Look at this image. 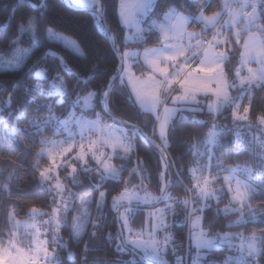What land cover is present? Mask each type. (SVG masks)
I'll list each match as a JSON object with an SVG mask.
<instances>
[{"label":"snow or ice","instance_id":"6c2138e0","mask_svg":"<svg viewBox=\"0 0 264 264\" xmlns=\"http://www.w3.org/2000/svg\"><path fill=\"white\" fill-rule=\"evenodd\" d=\"M73 2H87L93 19L102 23L111 12L121 32L134 27L135 35H123L118 42L111 29L101 28L118 61L109 68L98 54L82 47V41L57 31L60 25L50 14L52 0H11L7 5L0 69L15 70L18 79L0 82V91L7 97L0 102V155L16 153L22 162L36 149L28 171L34 187L52 199L45 205L49 211L23 204L17 191L19 165L9 161L10 167L0 170V196L5 197L0 264H63L58 249L67 250L76 264H89V252L107 253L113 246L118 256L133 258L101 259L95 264H169L165 259L169 252L174 264H264V231L257 235L255 231L222 230L264 224V110L259 114L254 110L255 97L264 92V0H230L212 12L210 0H69ZM193 25L199 31H189ZM130 40L138 45L154 41V46L142 53L131 51ZM61 46L68 55L53 50ZM237 56L233 68L231 62ZM134 67L142 69L139 75ZM93 84L95 88L90 87ZM229 109L231 126L197 119ZM88 111L92 118L85 115ZM253 116L260 135L253 134L249 140L242 129L253 127ZM147 123L152 124L150 132L140 127ZM202 127L209 131L201 137L196 130ZM178 134L196 140L186 144L193 150L189 164L170 157L173 143L185 146ZM230 134L232 138L226 139ZM141 141L159 154L158 195L148 191L152 173L147 161L137 156L130 171L112 163L114 159L131 163ZM241 147L251 151L259 164L229 167L219 160L221 152L231 155ZM42 160L47 166L41 167ZM126 171L140 183L125 180ZM184 172L190 184H183ZM81 175L90 181V192L77 205V194L65 182L82 187ZM108 181L124 185L111 205L107 204L110 193L101 190ZM177 185L183 186L185 198L171 194ZM226 197L228 203L221 209L219 204ZM256 200L259 207H253ZM161 203L164 207H156ZM141 205L153 208L145 221L147 239L142 238L143 231L133 238L130 227L143 210ZM105 208L118 225L115 233L104 231L109 215ZM21 212L26 217L23 221L18 219ZM221 215L236 219L213 232L214 220ZM178 225L189 226L186 253L181 252L183 242L177 244L171 231ZM65 227L70 241L84 244L82 254L74 253L60 235ZM218 254L222 259L216 258Z\"/></svg>","mask_w":264,"mask_h":264},{"label":"trees","instance_id":"16d2710c","mask_svg":"<svg viewBox=\"0 0 264 264\" xmlns=\"http://www.w3.org/2000/svg\"><path fill=\"white\" fill-rule=\"evenodd\" d=\"M53 7L51 10V16L54 18L57 24L60 25L59 28H57L58 31L65 35L71 36L74 40L80 42L82 41V47H87L93 54H98L99 58L102 60L105 66L111 67L113 63H118V61L115 60L113 53L111 51V44L109 40L107 39L106 30L101 31V28L106 25L108 29H111V34L115 35L117 37V40L119 42V39L121 36L125 35L126 28L123 32H121L120 27L117 24L116 16L113 15L111 12L107 16L106 20L102 23L99 20H94L92 17V10L91 8L86 7H74L71 4H69V0H52ZM225 2H230V0H210V3L212 4L210 12L219 10V5ZM11 3V0H0V36L4 35V29L7 28V16L8 12L6 11V7L8 4ZM13 24H15V21H13ZM194 28L195 25H193ZM199 29V28H197ZM11 29H9V32ZM10 39L11 37L8 36ZM24 47L27 46L26 44L23 45ZM52 46V45H50ZM154 46V41L150 42L149 44H137L134 42H129L128 48L130 49H144L145 47H152ZM54 51H61L62 54L68 55V53L63 52L62 46L61 47H53ZM121 50L123 51L124 48L121 45ZM5 49H3L2 46H0V55L3 54ZM35 59V57H33ZM69 59H72L71 56H69ZM239 60V57L237 56L236 59L232 60L231 66L234 68L237 66V62ZM73 64L77 63L75 60L72 61ZM45 66V65H42ZM138 70V69H137ZM139 71V70H138ZM18 79V76L15 74V70L12 69H0V82H11ZM99 83V80H97L96 84ZM96 84L90 85L91 88H95ZM22 87V85H21ZM235 91H233V95H236ZM0 98L6 99V94L4 91H0ZM75 98V96L72 97V99ZM43 101H38V103H42ZM254 110L256 114H259L262 110H264V92L259 93L254 100ZM58 112L62 111V109H57ZM97 111H100L99 108H97ZM89 115H91V112H87ZM115 115L121 119H127L126 116L122 115L120 112H115ZM105 120H110L108 116H104ZM199 120H205L210 125L213 120L217 124L221 125H232L231 120V110H226L223 112L222 115H218L215 117H210L206 113L204 115H200L197 117ZM253 120V127L251 129H248L247 127L242 129V132L247 136V138L250 140L252 135L256 133H259L258 128L255 125V117H252ZM111 121V120H110ZM140 127L144 128L146 132H150L152 128L151 123H147V126L145 127L144 124H141ZM200 136L202 137L204 133H207L209 131L208 127H202L196 130ZM50 135V134H49ZM178 138L183 140L185 142V146H181L180 144L173 143L171 148L169 149V154L172 160L179 161L180 164H189L193 159V150H189L186 144L192 143L195 144L196 140L192 139L189 140L187 136H179ZM231 134L226 137V139H231ZM39 148V145L37 144V149ZM201 150H203L201 148ZM36 149H33L32 155L27 156L24 158L22 162L18 161L16 159V156L18 154L16 153H10V152H3L2 155H0V170H5L10 167L9 161H11L12 164H18L19 165V171L21 175V179L19 182V188L17 191L20 193V195L23 197V204L26 205H33L35 204L36 207H39L41 209L49 210L47 207H45L46 204L51 202V196L45 195L42 191H38L34 187L33 179L31 176V173L28 171V165L33 161V158L35 156ZM137 156H139L142 160L147 161L146 167L149 169V171L152 173V183L151 185H148V190L150 192H154L156 194H159L157 191V180H156V174L159 171L158 167V157L159 154L155 153L153 149L149 148L146 144L143 143V141L140 142V145L138 147V150L136 153L132 155L131 163H128L126 160L122 159H114V164L117 167H120L121 165H125L129 171L131 170L132 166L135 164ZM219 160L223 162L225 166L233 167L236 166V164H247V165H258L259 159L257 157H254L253 153L249 150H246L244 148H240L238 150L232 151L231 155L224 154L223 152L219 155ZM213 163H216L214 161ZM47 166V161L42 160L41 161V167ZM213 174L214 171H216L215 168L212 169ZM226 173H222L221 175H225ZM125 180H130L132 185H136L140 183V180L138 177H130L128 172L123 173ZM79 180L81 186H73L71 183H68L67 186L70 190H73V193H76L75 196L78 199H81L82 197L86 196L90 192V181L86 179L85 176L81 175L79 177ZM107 187L105 189H101L104 191H107L110 193V195L107 196V204L111 205L113 196L120 193L124 187L123 184H120L116 181H108ZM147 185V182H145ZM191 180L187 172H184L183 176V184L187 185L190 184ZM220 185L219 183L215 186L217 187ZM171 194L175 197H180L181 199L185 198L186 193L183 191L182 185H177L174 189H172ZM188 198L190 199L189 193L187 194ZM5 197L0 196V227L3 226V219H4V208H5ZM228 198H224L222 202H227ZM221 202V203H222ZM220 203V204H221ZM162 204V203H161ZM219 204V205H220ZM159 205V204H158ZM213 206L215 208V201L213 202ZM260 201L256 200L253 202V207H259ZM151 207V206H147ZM220 207V206H219ZM142 211H139L135 218L130 222L135 228L140 229L143 228L146 223V212H145V205H141ZM105 212L109 213V209L105 208ZM234 216V215H233ZM233 216H228L225 218L223 215L220 217L215 218L214 223L215 227L212 228V231H220L222 225H227L230 221V218ZM25 219V215L23 212H21V215L18 217V219ZM212 219V217H209ZM179 220L181 222L184 221V213L181 212L179 215ZM108 228H106L104 231L108 232L111 231L113 233L116 232L118 225L113 223V215L109 213L108 215ZM70 224V222H69ZM204 226L207 228L208 222H204ZM243 229L246 233H251L252 231L257 232L260 234L262 231H264V224H260L257 222L256 224H248L246 227H233L231 229ZM230 230L227 227H224L222 229ZM88 232H91L92 229L89 226L87 229ZM175 239L177 241V244L183 242V248L181 249L182 253L187 252V248L189 245L188 240V226L180 227L179 225L177 227H174L172 229ZM63 233L68 236L69 238V228L65 227L63 229ZM84 241H87L89 237L87 235L84 236ZM69 248L74 252L79 254L83 253L84 244L81 243L79 246L75 243L74 240H69ZM60 253V257L63 261V264H76L75 260H70L67 255V250H58ZM88 260L89 264H95L96 261L99 260H105V261H114L118 259H124V260H130L133 257L130 255H124L123 257L118 256L115 254L114 246L112 248L107 249V253L105 251H91L88 254ZM169 258V264H174V257L171 255V252L167 253ZM217 259H222V256L220 254L217 255ZM136 259H140L139 255L136 256Z\"/></svg>","mask_w":264,"mask_h":264},{"label":"rangeland","instance_id":"374dc122","mask_svg":"<svg viewBox=\"0 0 264 264\" xmlns=\"http://www.w3.org/2000/svg\"><path fill=\"white\" fill-rule=\"evenodd\" d=\"M89 2H90V0H89ZM72 5L74 6V7H86V8H90L89 6H88V3L86 2V3H81V4H77V3H75V2H73L72 3ZM193 29H195L196 31H199V29H197V28H189L188 30L189 31H192ZM58 31V30H57ZM58 32H60V31H58ZM61 33V32H60ZM62 35H65V34H63V33H61ZM125 35H127V36H129V37H132V36H134L135 35V28L134 27H126V31H125ZM65 36H67V35H65ZM67 37H69V38H71V39H73L71 36H67ZM74 40V39H73ZM129 42H134V40H130ZM21 47H24L23 45H21ZM25 47H27V46H25ZM128 50H131V51H140L141 53H142V49H138V48H135V49H130V48H128ZM253 67H255V65H253ZM139 71H138V70ZM141 68H139V67H134L133 68V71L137 74V75H139L140 74V72H141ZM7 98V97H6ZM75 98H73V100H74ZM5 99H1L0 98V102H2V101H4ZM85 115L86 116H88L89 118H92L91 117V115H89L87 112H85ZM105 121H107L108 123H112V121H110V120H105ZM256 135L257 136H259L260 135V132L259 133H256ZM112 163L114 164V161H112ZM238 164H240V165H247V164H241V163H238ZM247 166H251V165H247ZM233 167H235V166H233ZM213 172V171H212ZM216 171H214V173H215ZM61 178L63 179V174H62V176H61ZM240 179H243V175H241L240 177H239ZM220 187V185H218L217 186V188H219ZM149 191V190H148ZM71 192H73V190H71ZM150 192V191H149ZM151 193H153V194H156V193H154V192H151ZM141 195H143V191H141ZM156 195H158V194H156ZM189 195H190V198H191V193H189ZM74 202H75V204H79V202H80V199H78V198H74ZM228 203V201L227 202H222L219 206H220V208L222 209V208H224L225 207V205ZM150 206V205H149ZM146 207V209H145V212H146V215L148 216V213L150 212V211H153V208L152 207H147V206H145ZM156 207H164V204H159V205H156ZM37 208H39V207H37ZM41 209V208H40ZM43 211H49V210H46V209H42ZM76 213H75V211H73V213H72V215H75ZM96 208H95V205H93L92 206V216H93V218H95V216H96ZM147 216H146V218H147ZM26 219V218H25ZM25 219H19V220H21V221H23V220H25ZM44 219H47V217H44ZM236 219V217L235 216H233L232 218H230V221L231 220H235ZM69 222H70V224H71V220H69ZM169 222L171 223L172 222V217H169ZM130 227L132 228V230H133V232H132V237L133 238H136L135 237V233L136 232H138V231H143V233H144V235H143V239H147V237H148V231H149V227H148V224H146L143 228H140V229H137V228H135L132 224H130ZM63 229L64 228H62L61 229V232H60V235L63 237V239L65 240V241H68V236L67 235H65L64 233H63ZM171 231H172V229H171ZM225 231H232V232H241V231H244L242 228L241 229H230V230H225ZM173 232V231H172ZM188 232H189V226H188ZM245 232V231H244ZM257 233V232H256ZM248 234H250V233H248ZM125 235H128V233H127V231L125 232ZM257 235H259L258 233H257ZM59 250V249H58ZM165 259L166 260H168L169 261V258H168V255L166 254L165 255Z\"/></svg>","mask_w":264,"mask_h":264},{"label":"water","instance_id":"95a60500","mask_svg":"<svg viewBox=\"0 0 264 264\" xmlns=\"http://www.w3.org/2000/svg\"><path fill=\"white\" fill-rule=\"evenodd\" d=\"M69 3V2H68Z\"/></svg>","mask_w":264,"mask_h":264}]
</instances>
